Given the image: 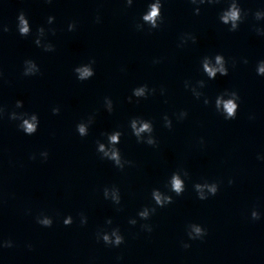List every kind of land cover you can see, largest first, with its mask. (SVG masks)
Segmentation results:
<instances>
[{"label": "clouds", "instance_id": "obj_1", "mask_svg": "<svg viewBox=\"0 0 264 264\" xmlns=\"http://www.w3.org/2000/svg\"><path fill=\"white\" fill-rule=\"evenodd\" d=\"M50 3L51 0H48ZM218 0H191V3L200 5L205 3H216ZM133 3V0H126L127 6L131 7ZM162 9V2L161 0H153L148 5L147 11L142 14L141 20L142 23L136 24V29L138 31H142L144 28V25H148L150 29H157L160 27V24L162 23L163 17L161 13ZM195 14L199 15L200 8L196 7L194 9ZM244 13L243 10L240 8L238 0H230L229 7L223 10L220 14V21L224 25H229V31H236L239 27V24L244 19ZM256 20L264 19V11H257L255 14ZM54 17L49 16L48 17V24H52L54 22ZM17 30L21 36H28L31 33V26L29 24L28 19L26 18L25 14L21 12L17 17ZM97 22H99V17H97ZM75 23H70L68 25L69 31L75 30ZM2 30L4 32L9 31V28L7 26H3ZM53 35L55 34V30L51 29ZM258 34L264 35V29H256ZM37 38L35 40V44L38 47H42L44 51L51 52L54 51V46L51 43H44L43 38L45 36V29L43 27H40L37 29ZM188 40H191L193 43L196 42V37L191 34H184L181 38V45L183 46L188 42ZM159 61H154V63H158ZM244 63H247V60L245 59L243 61ZM93 64H95V60L91 59L86 64H81L74 68V73L76 74V77L80 81H86L92 78L95 75V71L93 68ZM202 70L206 74V76L209 79H215L217 75L220 76H227L228 75V68L226 66L227 62L223 55L216 54L214 57H208L205 56L202 61ZM257 74L260 76H264V60L260 61L257 64ZM40 72L39 66L35 63L33 60H25L24 61V68H23V75L24 76H34L37 75ZM185 87L189 88L191 87L192 94L196 99H200L203 96V93L199 91V88L205 87V81L200 80L197 81L196 86H190L189 82H185ZM155 89H150L148 85L144 84L141 86H138L133 89V96L136 98H147L149 94H154ZM163 94V90H161ZM131 97H129V102H131ZM240 100V97L237 92L235 91H227L225 90L221 94H219L214 102V106L217 112H219L221 115L224 116L225 120H233L236 118V114L239 108L238 101ZM203 103L205 105H208L210 103L209 99L207 97L204 98ZM104 105L106 110L111 113L113 111V102L110 98L105 97ZM16 108H22L23 102L22 101H16ZM5 109L3 107H0V118L3 117ZM60 109L58 107H54L52 109V112L54 115L59 114ZM188 113L186 111H181L177 119L183 120L186 118ZM9 119L10 120H19L20 123L18 125L19 129L23 131L26 135H33L38 130L39 125V118L35 113L29 114L26 112L17 113L15 111L9 113ZM93 117H89L87 122H80L76 126V130L78 134L81 137H85L88 135L89 131V125L93 122ZM164 120V126L166 128L171 129L172 128V120L165 115L163 117ZM130 128L132 131V134L137 138V142L139 143H146L150 146H155L157 144L156 139L153 137V124L149 120H145L143 118H133L130 121ZM122 133L120 131H114L110 134H107V144L102 142H97V151L101 154L102 158L108 159L113 162L114 166L123 170L125 167V164H131V161H125L123 160L120 150L117 147V145L120 143ZM40 156L46 160L48 157V152L43 151L40 153ZM30 159H36L35 155H32ZM258 159H264V157H258ZM188 173L184 172V176H187ZM229 184H232L233 181L229 180ZM168 186L171 192H174L177 196H180L185 191V181L182 178L180 172H175L172 174L168 181ZM193 188L197 194V198L199 200H207L209 196H215L217 192L219 191V184L216 182H204V183H196L193 185ZM103 195L105 199H110L114 204L119 205L121 202V196L120 191L116 187L112 188H104ZM152 199L155 202V205L157 207H164L170 203L173 202L172 196L165 194L164 192H161L159 189H154L151 193ZM156 211V208H148L145 207L141 211L138 212V216L142 220H148L152 214H154ZM251 217L253 220L260 219V214L253 210L251 212ZM37 223L40 224L43 227H51L53 224V220L51 217L47 215H41L37 217ZM64 225L69 226L73 223V218L71 216L66 217L63 220ZM80 223L81 225L87 224V217L81 214L80 216ZM107 224H111L112 220L108 219L106 221ZM129 224L136 225L137 220L136 219H130ZM142 229L148 232L152 231V227L149 224L141 225ZM207 235V231L205 228H203L199 224H189L188 230H187V236L189 240H198L202 239L204 236ZM98 239H102V241L109 246L113 247H119L122 243H124V237L120 233L119 228H113L110 232H99L97 233ZM12 242L9 241H2L0 242V248H10L12 247ZM30 247V246H29ZM184 248L190 247L189 244L184 243Z\"/></svg>", "mask_w": 264, "mask_h": 264}]
</instances>
